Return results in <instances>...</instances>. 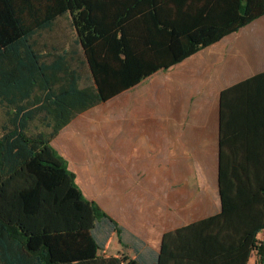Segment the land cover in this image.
Returning a JSON list of instances; mask_svg holds the SVG:
<instances>
[{"label": "trees", "instance_id": "1", "mask_svg": "<svg viewBox=\"0 0 264 264\" xmlns=\"http://www.w3.org/2000/svg\"><path fill=\"white\" fill-rule=\"evenodd\" d=\"M176 14L192 32L171 63L264 17V0H0V264H141L97 256L110 234L122 243V229L83 196L51 140L77 113L155 72L148 52ZM261 171L247 238L184 234L179 262L163 245L158 264H246L253 251L263 264ZM220 193L222 217L233 208L222 182Z\"/></svg>", "mask_w": 264, "mask_h": 264}, {"label": "crops", "instance_id": "2", "mask_svg": "<svg viewBox=\"0 0 264 264\" xmlns=\"http://www.w3.org/2000/svg\"><path fill=\"white\" fill-rule=\"evenodd\" d=\"M190 24L180 14L163 19L158 49L148 52L157 56L155 72L77 113L51 140L55 150H75L90 166V181L108 183L111 194L100 204L85 194L68 166L83 196L122 229L118 251L127 249V261L158 264L165 245L179 262L184 234L243 241L259 207L264 17L171 63L173 51L186 46ZM221 182L233 208L222 217ZM216 216L207 227L197 224ZM188 226L193 227L176 236ZM112 237L118 240L110 234L101 251ZM255 241L264 246V230ZM256 254L246 264H255Z\"/></svg>", "mask_w": 264, "mask_h": 264}, {"label": "rangeland", "instance_id": "3", "mask_svg": "<svg viewBox=\"0 0 264 264\" xmlns=\"http://www.w3.org/2000/svg\"><path fill=\"white\" fill-rule=\"evenodd\" d=\"M3 119L2 111L0 110V122ZM56 150L64 157L67 162L69 169L74 172L77 176L78 184L82 186V190L85 192L87 196L94 197L100 204L106 202V198L110 196V192H108V183L103 184L98 181H90L89 170L90 166H88L85 162H83L82 158L78 157L75 153V150L68 149L66 147H55ZM100 170L102 168H99ZM119 242L114 237L108 242V246L106 250L100 251L98 253L107 256H116L120 258H129V252L127 249H123L122 251H118ZM129 254V255H128Z\"/></svg>", "mask_w": 264, "mask_h": 264}]
</instances>
